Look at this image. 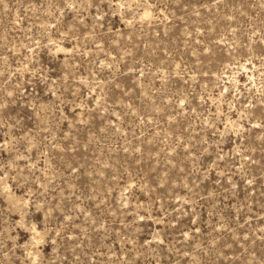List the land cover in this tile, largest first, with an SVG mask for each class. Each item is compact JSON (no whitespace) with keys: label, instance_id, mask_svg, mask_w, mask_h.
Instances as JSON below:
<instances>
[{"label":"rangeland","instance_id":"rangeland-1","mask_svg":"<svg viewBox=\"0 0 264 264\" xmlns=\"http://www.w3.org/2000/svg\"><path fill=\"white\" fill-rule=\"evenodd\" d=\"M0 264H264V0H0Z\"/></svg>","mask_w":264,"mask_h":264}]
</instances>
